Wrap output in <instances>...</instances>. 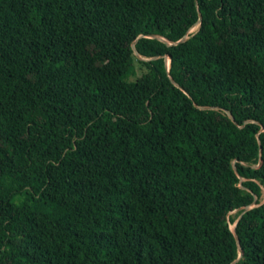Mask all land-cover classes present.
Masks as SVG:
<instances>
[{"label":"trees","instance_id":"16d2710c","mask_svg":"<svg viewBox=\"0 0 264 264\" xmlns=\"http://www.w3.org/2000/svg\"><path fill=\"white\" fill-rule=\"evenodd\" d=\"M263 197L264 0H0V264H264Z\"/></svg>","mask_w":264,"mask_h":264},{"label":"water","instance_id":"95a60500","mask_svg":"<svg viewBox=\"0 0 264 264\" xmlns=\"http://www.w3.org/2000/svg\"><path fill=\"white\" fill-rule=\"evenodd\" d=\"M200 17H201V15H200ZM196 25H194L193 27H192V29L191 30H189V32H192V30H193V28L195 27ZM194 31V30H193ZM150 37H157V38H159L158 36H156V35H150ZM186 39V36L185 37H183L182 39H180L178 42H176V43H179V42H181V41H183V40H185ZM166 68H167V71L169 70V62L167 61V66H166ZM172 80V82L173 83H175L174 82V80L173 79H171ZM176 84V83H175ZM204 108H209V107H204ZM229 116L231 117V118H233L232 117V115L231 114H229ZM258 166V165H257ZM254 205H252V206H249V207H245L244 208V211L242 212V213H244L246 210H248V209H250L251 207H253ZM242 213H241V215H242ZM241 215L239 216V218L241 217ZM235 225H236V223L234 224V227L232 228V231H233V233H234V235H235V238H236V240H237V243L239 244V238H238V236H237V233H236V231H235ZM242 255V250H240V256ZM239 256V257H240ZM239 259V258H238ZM237 259V260H238ZM237 260H235V261H237ZM234 261V262H235Z\"/></svg>","mask_w":264,"mask_h":264},{"label":"rangeland","instance_id":"374dc122","mask_svg":"<svg viewBox=\"0 0 264 264\" xmlns=\"http://www.w3.org/2000/svg\"><path fill=\"white\" fill-rule=\"evenodd\" d=\"M196 26L193 28V30H196ZM192 30V31H193ZM142 71L141 70H139V69H137V74L139 75L140 73H141ZM134 79V78H133ZM263 201H264V197H263V199H262ZM236 213V210L235 211H233V212H231V214H235ZM234 227V224H231V228H233Z\"/></svg>","mask_w":264,"mask_h":264}]
</instances>
